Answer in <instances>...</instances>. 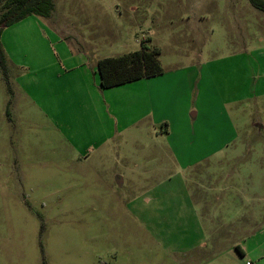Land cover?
Instances as JSON below:
<instances>
[{"label": "rangeland", "instance_id": "obj_1", "mask_svg": "<svg viewBox=\"0 0 264 264\" xmlns=\"http://www.w3.org/2000/svg\"><path fill=\"white\" fill-rule=\"evenodd\" d=\"M54 3L51 18L30 16L2 33L11 92L0 68V264H258L264 12L249 0ZM54 25L71 36L72 49L118 56L148 40L166 69L197 67L196 132L175 140L210 159L182 167L163 128L146 122L139 139L119 140L111 155L97 154L89 165L74 159L65 135L78 143L84 125H95L89 106L72 94L53 119L46 79L36 84L38 99L26 89L35 75L16 83V65L31 63L35 52L49 60L45 37ZM229 140L228 149L211 153Z\"/></svg>", "mask_w": 264, "mask_h": 264}, {"label": "crops", "instance_id": "obj_2", "mask_svg": "<svg viewBox=\"0 0 264 264\" xmlns=\"http://www.w3.org/2000/svg\"><path fill=\"white\" fill-rule=\"evenodd\" d=\"M36 22L40 23L37 20ZM51 34L52 38L45 37L48 38L49 46L52 47L47 55L49 60H38L37 58H44V56L42 53L35 52L32 57L36 59H33L31 63L26 62V66L18 65L17 67L16 65V68L21 69V73H17L16 83L21 86L19 80L22 81L31 73L35 75L36 82L26 89L31 97L38 99L41 95L36 90V84L46 79L48 85L47 110L53 115V119L60 117L59 107L69 103V99L73 96L77 101L81 99L84 104L89 106L95 117L92 120L95 125L89 126L87 123L84 125L78 143L65 135L70 142L71 155L74 159L82 158L85 164L89 165L93 157L98 156L97 154L111 155L119 140L128 142V137L139 139L145 122L155 129L163 128L165 137L171 141L169 146L171 153L182 167L202 165L210 159L208 155L198 158L197 155H194L193 148L177 146L175 140L179 134L187 133L190 130L193 133L196 132V124L201 114L196 101L197 94L194 98L192 96L199 83L197 67L189 65L169 70L163 67L164 74L160 76L103 89L98 72V62L105 58L117 57V55L114 53L105 54V52H103L104 54H92L88 51L89 47L84 46L72 49L69 43L71 36L58 25H54V31ZM30 65H33L35 69L33 70ZM40 75L41 78H39ZM204 77L201 72V79ZM206 78L207 84L212 83L208 74ZM211 83L207 87L208 94L211 92L209 88L213 89V83ZM36 102L38 103L37 100ZM221 103V108L226 112L228 102L222 100ZM205 104L204 108H206ZM258 128L261 129L263 126L258 124ZM58 130L62 132L61 128ZM230 145L231 140L211 153H221ZM118 172L122 173L120 170ZM115 177H119L118 173ZM123 178L125 181V175ZM121 182L123 183V180ZM263 230L262 228L258 235L263 234ZM239 247L245 257L246 250ZM258 264H264V244L261 249L259 248Z\"/></svg>", "mask_w": 264, "mask_h": 264}, {"label": "trees", "instance_id": "obj_3", "mask_svg": "<svg viewBox=\"0 0 264 264\" xmlns=\"http://www.w3.org/2000/svg\"><path fill=\"white\" fill-rule=\"evenodd\" d=\"M249 2L257 10L264 12V0H249ZM54 11V0H0V68L7 82L9 92H11L9 70L1 42L3 30L30 16L50 18ZM160 56L161 50L158 47L151 46L148 40H144L138 51L100 60L98 62V72L102 88H114L164 74ZM236 249L240 256L244 257L241 248L237 246Z\"/></svg>", "mask_w": 264, "mask_h": 264}, {"label": "built area", "instance_id": "obj_4", "mask_svg": "<svg viewBox=\"0 0 264 264\" xmlns=\"http://www.w3.org/2000/svg\"><path fill=\"white\" fill-rule=\"evenodd\" d=\"M247 264H252L251 262H248Z\"/></svg>", "mask_w": 264, "mask_h": 264}]
</instances>
